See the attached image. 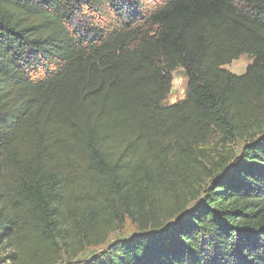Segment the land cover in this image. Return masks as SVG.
<instances>
[{
  "label": "trees",
  "instance_id": "16d2710c",
  "mask_svg": "<svg viewBox=\"0 0 264 264\" xmlns=\"http://www.w3.org/2000/svg\"><path fill=\"white\" fill-rule=\"evenodd\" d=\"M0 248L264 264V0H0Z\"/></svg>",
  "mask_w": 264,
  "mask_h": 264
},
{
  "label": "rangeland",
  "instance_id": "374dc122",
  "mask_svg": "<svg viewBox=\"0 0 264 264\" xmlns=\"http://www.w3.org/2000/svg\"><path fill=\"white\" fill-rule=\"evenodd\" d=\"M250 59L246 56L240 57L238 60L233 61L231 64L225 66L224 68L229 72L235 75H242L245 72V68L250 63ZM185 87H186V78L183 70H177L172 74V84L169 96L167 98L166 104H173L179 100L184 98L185 94ZM241 146L238 145V149ZM167 207V206H165ZM20 226V224H19ZM137 227L133 224L129 219L124 218L122 225L118 231H114L104 235V242L98 246H94L91 248H86L85 251L78 255V260H83L89 257L91 254L104 249L109 243L119 240V239H126L136 233ZM7 254L6 250H1L0 248V264H7L4 263L5 256ZM61 260L64 262L66 257L62 253L60 254ZM61 264V262L59 263Z\"/></svg>",
  "mask_w": 264,
  "mask_h": 264
}]
</instances>
